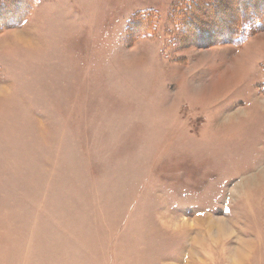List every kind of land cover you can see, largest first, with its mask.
Returning a JSON list of instances; mask_svg holds the SVG:
<instances>
[{"label":"rangeland","instance_id":"374dc122","mask_svg":"<svg viewBox=\"0 0 264 264\" xmlns=\"http://www.w3.org/2000/svg\"><path fill=\"white\" fill-rule=\"evenodd\" d=\"M185 1L0 0V264H264V22Z\"/></svg>","mask_w":264,"mask_h":264},{"label":"trees","instance_id":"16d2710c","mask_svg":"<svg viewBox=\"0 0 264 264\" xmlns=\"http://www.w3.org/2000/svg\"><path fill=\"white\" fill-rule=\"evenodd\" d=\"M202 4H205L209 7L211 17H205L208 15L204 14L206 13V11L204 10L205 7L202 8ZM221 4L224 6L223 2H221L220 0H187L179 4L177 10L175 11L178 24L184 22L188 23L187 31L189 32V36L191 39L193 38V36L196 37L202 34L201 36L203 37H198L199 44L204 42V40H206V38H208L209 36L213 35L215 39L210 41V38H208L210 42L209 44H228L234 42L237 46H240L245 42L247 26L252 25L251 20H256L257 23H255V25L257 26L261 25L264 22V13H260V11H256L257 13L254 12V15H250L249 18H245L243 17V15H240L238 10L237 15H235L237 16V22L233 26H226L227 24H225V26H222L221 29H219L216 15H223L224 17H226L227 19L225 20V22L229 19L228 16H225L227 13L223 12L225 11V9H222L223 11L221 10ZM235 5L239 6V3L235 2ZM198 15L202 16V19L199 20L202 23L201 26L196 22V20H198ZM251 17L253 19H251ZM195 25L196 27H198V35L192 32V29ZM216 31V34H211L215 33ZM209 44L204 43L201 44V46H208Z\"/></svg>","mask_w":264,"mask_h":264},{"label":"snow or ice","instance_id":"6c2138e0","mask_svg":"<svg viewBox=\"0 0 264 264\" xmlns=\"http://www.w3.org/2000/svg\"><path fill=\"white\" fill-rule=\"evenodd\" d=\"M201 215H203V213H200Z\"/></svg>","mask_w":264,"mask_h":264}]
</instances>
